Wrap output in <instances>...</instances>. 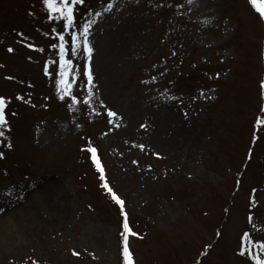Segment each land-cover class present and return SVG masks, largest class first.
Returning a JSON list of instances; mask_svg holds the SVG:
<instances>
[{"label": "rangeland", "instance_id": "1", "mask_svg": "<svg viewBox=\"0 0 264 264\" xmlns=\"http://www.w3.org/2000/svg\"><path fill=\"white\" fill-rule=\"evenodd\" d=\"M87 19L91 109L82 59L72 73L77 104L57 95L62 33L42 0H0L9 126L0 138V264H122L117 215L82 151L89 144L124 203L133 264H252L237 253L245 233L264 243V22L247 0H84L77 20ZM165 102L194 104L187 137L157 111Z\"/></svg>", "mask_w": 264, "mask_h": 264}, {"label": "snow or ice", "instance_id": "2", "mask_svg": "<svg viewBox=\"0 0 264 264\" xmlns=\"http://www.w3.org/2000/svg\"><path fill=\"white\" fill-rule=\"evenodd\" d=\"M194 0H188V3H193ZM248 4L251 8L258 14L259 20L264 22V0H247ZM43 9L47 12V17L49 21H57L59 24L58 28H53V33H62L55 35V39L59 41L58 53H59V79L56 80V90L59 99L63 102L65 98L71 100V106H75L77 104V100L73 98V86L74 82L77 81L78 76L73 75L74 68L76 71H79V68L76 67L74 61L83 60V79L86 81L87 95L88 99H85L83 103L87 105L90 109L94 106L91 103V100L94 98V89L95 85L93 83V76L91 74L90 62L92 56V47L91 42L89 40V36L91 35V28L94 23L92 19L81 20L78 22L77 17L79 15V8L84 6V0H42ZM79 6V7H78ZM113 4L108 3L107 6L103 9L104 12L111 11L113 8ZM101 11H96L94 15L96 17L101 16ZM32 15V13H29ZM88 17H92L93 13L89 11L87 13ZM17 35H21L17 33ZM70 36V43L66 41V37ZM27 47V45H25ZM70 49V59L66 58L69 56ZM9 52H12V49H8ZM33 51H43L42 49H33ZM175 55V53H173ZM53 63V61L49 60L44 65V75L48 76V65ZM69 77L73 83L69 82ZM6 79H10L6 77ZM261 89H264V83L260 85ZM16 99H21V97H16ZM172 99H175L174 97ZM5 105L6 100L4 98H0V138H3L6 132L9 130L8 123L5 118ZM99 107L101 109L105 108L103 103H100ZM96 115H100V112H96ZM107 116L109 118L115 117L114 112L108 111ZM112 120H109L111 123ZM107 135V133H105ZM141 150H143V146L141 145ZM87 153L91 154V162L95 166L96 172L99 174V180L101 182V187L107 191V194L111 197V199L115 202L116 205L120 206L121 215L124 216V203L120 200L113 191L109 188L108 184L105 181L104 170L97 159V150L89 144V146L85 149H82ZM2 158V157H0ZM160 157H157L159 159ZM135 163V161L133 162ZM151 169H149L150 171ZM126 219V217H125ZM253 218L249 217V222L251 223ZM123 239L124 245L122 248V258L123 264H133L132 257L129 251V247L127 244L128 237L133 235V233L129 229L128 223H124L123 225ZM255 249V253L254 250ZM207 252V249H205ZM241 257H246L252 264H264V243H253L250 239L248 233H245L243 236L242 246L240 251L237 253ZM73 256H76L77 253L73 252ZM33 264H36L33 261Z\"/></svg>", "mask_w": 264, "mask_h": 264}, {"label": "bare ground", "instance_id": "3", "mask_svg": "<svg viewBox=\"0 0 264 264\" xmlns=\"http://www.w3.org/2000/svg\"><path fill=\"white\" fill-rule=\"evenodd\" d=\"M194 104L190 103L187 105L186 108H178V107H172V105H170L168 102H165V104L159 103L157 104L156 108L157 111H159L160 113H162V115L165 118H169L171 120H175L178 123V127L177 128V133L179 134L178 137H187L186 136V121L189 119V115H191L194 112L195 106H193ZM159 131V128L156 129L155 134ZM148 138L151 142L156 141V139H154V136H156L155 134L152 135L151 132H148ZM153 139V141L151 140ZM156 143V142H155Z\"/></svg>", "mask_w": 264, "mask_h": 264}, {"label": "trees", "instance_id": "4", "mask_svg": "<svg viewBox=\"0 0 264 264\" xmlns=\"http://www.w3.org/2000/svg\"><path fill=\"white\" fill-rule=\"evenodd\" d=\"M264 76V71H263V73H262V77ZM261 96H263L264 97V94H263V91H261ZM260 103H261V105L259 106V107H257L258 108V113L259 114H261V107L262 108H264L263 107V105H264V103H263V100H262V97H261V100H260ZM254 119V120H253ZM251 118V120H250V124H252V127L253 128H255V127H257V125H258V120H260V116L258 115V117L257 116H255V118ZM252 134V133H251ZM252 137V136H251ZM250 140H251V138H250ZM96 150H97V148H96ZM249 156H250V154L247 156V160L249 159ZM88 157H90V153L88 154ZM100 158H101V152H98V150H97V159H98V161L100 162ZM91 159V158H90ZM90 162H91V160H90ZM100 164H101V166H103V164H102V162H100ZM91 165V167L93 168V171L96 173V175H97V182H98V184H99V188H100V190H101V192H103V194L106 196V199L108 200V201H110L111 203H112V205H113V211L116 213V215H117V220H118V222H119V234H118V242L119 243H122L123 245H124V240H123V225H124V222H125V219H124V222H123V218H122V216H121V213L119 212V208H118V206L115 204V202L111 199V197L107 194V192L105 191V189L104 188H102L101 187V182H100V180H99V174L96 172V170H95V166L91 163L90 164ZM104 167V166H103ZM105 168V167H104ZM104 170V169H103ZM242 172V171H241ZM241 174H240V178H241ZM239 178V179H240ZM238 179V180H239ZM237 180V181H238ZM240 181V180H239ZM125 223H127V222H125ZM131 227H129V229H130ZM217 236H218V234H217ZM204 246V245H203ZM205 247H203V249H204ZM205 252V251H204ZM203 252V253H204ZM202 252L200 251L199 252V254H201ZM202 253V254H203ZM204 255V254H203ZM200 259H203V257L201 256L200 257Z\"/></svg>", "mask_w": 264, "mask_h": 264}]
</instances>
